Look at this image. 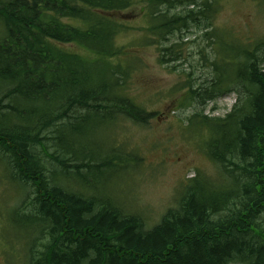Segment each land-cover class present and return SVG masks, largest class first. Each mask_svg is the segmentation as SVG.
Here are the masks:
<instances>
[{
  "label": "trees",
  "instance_id": "16d2710c",
  "mask_svg": "<svg viewBox=\"0 0 264 264\" xmlns=\"http://www.w3.org/2000/svg\"><path fill=\"white\" fill-rule=\"evenodd\" d=\"M216 6L0 0V171L19 194L8 218L25 234V264H264V41L235 44L211 35ZM135 10L148 20V38H158L162 64L180 58V43L162 47L170 36L189 27L205 31L209 77L185 87L181 105L236 97L223 117L187 118V128L208 134L201 142L216 181L188 179L152 225L104 188L129 159L87 152L84 142L92 128L118 117L140 124L153 117L124 89L132 62L116 39ZM87 188L95 196L85 195Z\"/></svg>",
  "mask_w": 264,
  "mask_h": 264
},
{
  "label": "rangeland",
  "instance_id": "374dc122",
  "mask_svg": "<svg viewBox=\"0 0 264 264\" xmlns=\"http://www.w3.org/2000/svg\"><path fill=\"white\" fill-rule=\"evenodd\" d=\"M216 2L213 28L207 30L211 35L216 32L235 44L264 41V5L258 0ZM121 25L117 47L123 48L132 62L124 89L153 117L143 124L118 117L109 124L92 128L84 142L87 152L94 149L100 156L114 152L129 159L125 166L121 164L124 168L120 172L104 181H113L104 188L120 206L138 212L147 219L148 225H152L175 205L188 179L201 174L216 181L217 168L205 155L201 142L208 134L194 126L187 128V118L200 112L209 117H223L234 105L236 97L229 93L214 100L205 101L202 97L193 105H181L183 89L201 84L209 77L210 69L204 59L210 47L206 42L208 39L203 37L205 31L189 27L170 36L162 47L180 43V58L162 64L158 38H148L145 30L147 19L135 10ZM64 49L84 52L73 45H65ZM212 58L207 57L209 62ZM118 61H114L115 66L124 65ZM105 176L106 173L98 176L99 183ZM83 192L95 196L93 192L89 194L88 188ZM18 197L17 190L9 188L0 171V264H25L26 261V243L21 238L25 234L14 229L12 219L8 218ZM10 229L19 235L10 233Z\"/></svg>",
  "mask_w": 264,
  "mask_h": 264
}]
</instances>
